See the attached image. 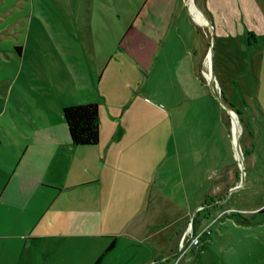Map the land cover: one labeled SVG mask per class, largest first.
<instances>
[{
	"label": "crops",
	"instance_id": "1",
	"mask_svg": "<svg viewBox=\"0 0 264 264\" xmlns=\"http://www.w3.org/2000/svg\"><path fill=\"white\" fill-rule=\"evenodd\" d=\"M136 2L132 11L100 2L98 12L73 10L86 25L60 54L50 49L51 74L37 64L30 118L21 127L2 121L0 264H148L168 255L160 219L174 188L165 190L159 168L188 160L182 190L196 194V162L211 156L212 139L197 142L183 120L213 95L196 73L199 24L186 0ZM204 6L223 44L250 29L264 36V0ZM86 102L98 104L99 140L73 145L62 108Z\"/></svg>",
	"mask_w": 264,
	"mask_h": 264
},
{
	"label": "rangeland",
	"instance_id": "2",
	"mask_svg": "<svg viewBox=\"0 0 264 264\" xmlns=\"http://www.w3.org/2000/svg\"><path fill=\"white\" fill-rule=\"evenodd\" d=\"M71 1L73 3L70 0H0V128H3L2 121L21 127L22 119L30 118L32 97L39 90L37 81L41 78L37 64L51 74L50 49L60 54L66 43L74 42L75 36L80 38L78 28L86 24L80 23L82 18L73 10L89 5V10L98 12L101 10L99 2L105 10L138 8L136 0ZM189 1L186 0L188 6ZM204 1L196 0L206 11ZM192 18L200 23L201 29L196 73L200 81L208 82L210 28L201 25L206 20L193 15ZM252 30L244 39L239 35L224 44L215 32L213 61L216 90L223 92L243 118L240 145L242 150H249L244 156V186L227 195L229 189L240 182L242 166L232 143L233 115L223 110L211 93L210 105L207 98L201 111L191 112L183 120V126L189 125L187 134H193L191 137L197 142L204 137L212 139L211 156L208 150L205 160L196 162V180L191 183L196 194L187 195L182 190L188 160L178 162L166 158L159 168L160 173L164 172L162 186L165 190L174 188L170 195L174 205L165 204V214L160 219L164 227L159 237L167 248L164 254L169 255L170 248L174 252L169 255L168 264H264V212H257L264 206V36ZM16 46L22 47L21 52ZM211 197L217 202L201 206L205 198L210 200ZM194 202L197 206L191 218L177 225L178 214ZM193 218L196 233L201 236L200 244L187 246L186 242L180 248L181 237Z\"/></svg>",
	"mask_w": 264,
	"mask_h": 264
},
{
	"label": "trees",
	"instance_id": "3",
	"mask_svg": "<svg viewBox=\"0 0 264 264\" xmlns=\"http://www.w3.org/2000/svg\"><path fill=\"white\" fill-rule=\"evenodd\" d=\"M206 13L209 15L207 9H206ZM198 32L201 34L200 27H198ZM16 49L20 50V46H17ZM222 96L241 115V111L237 107H235L233 103L228 101V99L224 96L223 92H222ZM98 113H99L98 104L96 102L69 104V105H65L62 108V114L67 124L70 139L73 145H93L98 142L99 140ZM241 119L243 120L242 117ZM243 151H244V156H246V154H249V150L247 148L245 149L243 148ZM212 200H214L213 197H211L210 200H208V198H205L202 201V204L207 202L209 203ZM257 212H264V206L261 209H259ZM195 218H193V233H196V228H197ZM114 244L115 241L112 240L109 243V245L105 248V250L97 258L96 263L99 262L111 248H113ZM162 257L163 256L156 258L155 262H153L152 264H168L171 258L168 257L166 259L159 260Z\"/></svg>",
	"mask_w": 264,
	"mask_h": 264
},
{
	"label": "water",
	"instance_id": "4",
	"mask_svg": "<svg viewBox=\"0 0 264 264\" xmlns=\"http://www.w3.org/2000/svg\"><path fill=\"white\" fill-rule=\"evenodd\" d=\"M194 3L196 5V7L201 11V13L203 14V16L205 17L206 19V22L204 25H207L209 26L210 28V34H211V43H210V47L208 49V52H207V56H209V72H210V76L208 77V85L212 91V94L219 100L220 104L222 105V107L224 108V110L230 114V116L232 117V113L231 112H234L237 116H238V120L240 122V126H241V130L240 132L238 133L237 137L235 139L232 140V143H233V148L235 150V152L237 153L238 155V159L241 158V172H240V182L236 185H234L233 187H231L227 193V195L233 191V190H237L241 187L244 186V183H245V162H244V153H243V150L241 148V145H240V137L242 135V132H243V121L240 117V114L237 110H235L233 108V106L228 103L222 96V91L221 90H216V83H215V80H216V74H215V70H214V66H213V61H214V44H215V40H216V35H215V27H214V22L212 20V18L206 13V11H204V9L196 2V0H194ZM217 201H214L213 203H215ZM204 204H201V206H203ZM190 228H191V231L193 232V223H192V220L190 222ZM169 255L167 257L163 256L161 259L159 260H162V259H166L168 258ZM154 261L148 263V264H152Z\"/></svg>",
	"mask_w": 264,
	"mask_h": 264
},
{
	"label": "bare ground",
	"instance_id": "5",
	"mask_svg": "<svg viewBox=\"0 0 264 264\" xmlns=\"http://www.w3.org/2000/svg\"><path fill=\"white\" fill-rule=\"evenodd\" d=\"M189 10H190L191 14L195 18H197V19L202 20V21L205 22L206 19H204L205 17L201 13V11L196 7V5L194 3V0H190L189 1ZM208 77H209V75H208ZM231 113L233 115L232 124H231V126H232L231 127L232 138L235 139L237 137V135H238L236 129L240 131V129L238 128L239 127V125H238L239 124L238 123L239 120H238V116L234 112H231ZM237 160H239V161L241 160V158L238 159V155H237Z\"/></svg>",
	"mask_w": 264,
	"mask_h": 264
},
{
	"label": "built area",
	"instance_id": "6",
	"mask_svg": "<svg viewBox=\"0 0 264 264\" xmlns=\"http://www.w3.org/2000/svg\"><path fill=\"white\" fill-rule=\"evenodd\" d=\"M209 231V230H208ZM201 236L199 233H193L190 228V224L187 228V230L184 232V234L181 237L179 246L182 248L186 242L187 246H197L200 244Z\"/></svg>",
	"mask_w": 264,
	"mask_h": 264
},
{
	"label": "flooded vegetation",
	"instance_id": "7",
	"mask_svg": "<svg viewBox=\"0 0 264 264\" xmlns=\"http://www.w3.org/2000/svg\"><path fill=\"white\" fill-rule=\"evenodd\" d=\"M214 201H216V200H212V201H210L209 203H213ZM208 203V202H207Z\"/></svg>",
	"mask_w": 264,
	"mask_h": 264
}]
</instances>
